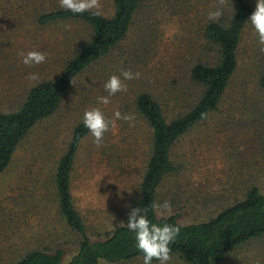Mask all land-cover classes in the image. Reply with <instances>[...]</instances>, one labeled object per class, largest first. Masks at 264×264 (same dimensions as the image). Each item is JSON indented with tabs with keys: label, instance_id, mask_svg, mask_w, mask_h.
I'll use <instances>...</instances> for the list:
<instances>
[{
	"label": "rangeland",
	"instance_id": "obj_1",
	"mask_svg": "<svg viewBox=\"0 0 264 264\" xmlns=\"http://www.w3.org/2000/svg\"><path fill=\"white\" fill-rule=\"evenodd\" d=\"M250 1L255 9V0ZM218 6L220 0H143L125 40L79 76L58 112L30 132L0 176V264H14L31 251L62 250L63 264L77 254L81 239L61 219L55 176L83 112L92 107L109 119L118 110L135 120L132 125L117 120L99 147L90 133L83 140L73 173L74 202L92 241L127 223L151 155V130L135 100L141 92L151 93L169 121L189 111L202 92L191 82V69L219 58L204 27L208 12ZM222 7L221 17L229 19L232 2L223 0ZM61 9L59 0H0L1 112L17 111L34 86L55 79L90 42L93 30L87 23H40L44 14ZM115 9L114 0H101V15L112 17ZM32 50L45 51L46 62L25 66L20 53ZM240 55V68L218 111L173 148L178 169L165 179L158 197V203L167 200L172 207L163 214L158 209L160 217L178 216L182 225L205 222L244 199L251 187L264 192V91L259 85L264 52L250 23ZM127 70L140 72L141 78L121 77L127 91L99 104L97 98L107 95L104 82ZM31 73L39 79H27ZM121 264H143V258ZM169 264L187 263L173 256ZM222 264H264V236Z\"/></svg>",
	"mask_w": 264,
	"mask_h": 264
},
{
	"label": "trees",
	"instance_id": "obj_2",
	"mask_svg": "<svg viewBox=\"0 0 264 264\" xmlns=\"http://www.w3.org/2000/svg\"><path fill=\"white\" fill-rule=\"evenodd\" d=\"M142 1L114 0L116 9L112 17L96 16L91 12L73 14L64 9L41 16L43 25L62 21L87 23L93 36L55 79L34 86L17 111H0V176L10 168L30 132L58 112L74 81L125 40ZM230 1L233 13L229 19L209 20L204 26L205 37L216 48L219 58L216 64L200 62L191 69V82L202 92L189 111L169 121L163 104L151 93L141 92L135 100L138 114L151 130V155L135 207L145 210L153 223L179 226V235L170 245L171 257L179 256L187 264H222L236 250L264 236V192L257 186L251 187L244 199L205 222L182 225L178 216L160 217L158 209L152 208L154 202L158 203L161 185L178 169L172 159L175 144L218 111L240 68V46L254 5L250 0ZM259 85L264 91V72ZM87 135L89 132L83 123L77 125L55 176L61 219L81 239L77 254L67 264H121L143 258L135 248L134 233L128 230L127 224L107 232L100 241H92L85 220L75 205L73 173L79 148ZM64 255L62 250L55 254L31 251L14 264H63Z\"/></svg>",
	"mask_w": 264,
	"mask_h": 264
},
{
	"label": "clouds",
	"instance_id": "obj_3",
	"mask_svg": "<svg viewBox=\"0 0 264 264\" xmlns=\"http://www.w3.org/2000/svg\"><path fill=\"white\" fill-rule=\"evenodd\" d=\"M59 2L62 9L73 14L85 12H91L92 15L96 16L101 14V0H59ZM220 4L221 6L208 12V19L215 21L223 15V0H220ZM247 21L258 37L260 51L264 52V0H255V9ZM20 56L22 63L28 67L43 64L47 60L45 51L32 50L26 54L21 52ZM121 77L123 80H135L141 78V73L127 70L122 71L119 76H110L103 84V90L107 95L97 98L99 104L108 105L110 97L119 92L127 91V85L122 82ZM27 79L36 81L39 79V74L31 73ZM117 120H124L132 125L135 116L134 114H122L117 110L113 113V118L109 119L99 107L86 109L82 116L83 126L91 134L97 147L101 145L104 135L110 130V127H115ZM171 207V202L167 200L152 204V208L159 209L162 214L170 212ZM126 224L128 230L134 233L135 248L138 253L142 254L143 264H153V261H156L157 264H169L172 259L170 245L175 242L179 235V226L168 223H153L146 215V211L140 207L132 208L128 212Z\"/></svg>",
	"mask_w": 264,
	"mask_h": 264
}]
</instances>
